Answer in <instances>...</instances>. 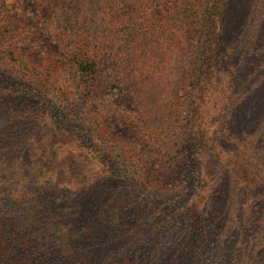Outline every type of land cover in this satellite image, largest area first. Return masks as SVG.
<instances>
[{"label":"rangeland","instance_id":"rangeland-1","mask_svg":"<svg viewBox=\"0 0 264 264\" xmlns=\"http://www.w3.org/2000/svg\"><path fill=\"white\" fill-rule=\"evenodd\" d=\"M216 3L0 0V217L11 198L34 228L9 258H41L59 215L91 226V260L50 248L47 264H264V233L228 214L202 169L203 122L219 125L202 62ZM259 17L243 32L264 38Z\"/></svg>","mask_w":264,"mask_h":264},{"label":"trees","instance_id":"trees-1","mask_svg":"<svg viewBox=\"0 0 264 264\" xmlns=\"http://www.w3.org/2000/svg\"><path fill=\"white\" fill-rule=\"evenodd\" d=\"M234 6L238 7L235 11ZM263 6L264 0H217L214 14L217 18L212 19L214 29L209 34L202 62L207 91L217 102L219 125L210 131L211 122L204 121L206 129L200 137L207 147L202 169L218 182L215 191L218 202L225 203L230 210L228 214L241 221L242 226L252 224L260 233H264V38L243 30L247 22H255L254 17L264 14ZM231 14L236 15L239 26L231 34L237 37L226 42L221 30ZM233 140L241 146L240 152L231 149ZM0 166L6 167L4 160ZM2 200L6 210L0 217V264H47L48 259H42L48 258L50 248L91 260V251L82 244L89 238L86 235L91 226L76 227V216L59 215L44 221L46 227L37 236L42 237L37 252L41 258L34 261L32 255L9 258L8 240L25 243L34 238L33 217L27 205L19 207L11 198ZM134 230L137 227L119 229L120 247L127 245L121 236Z\"/></svg>","mask_w":264,"mask_h":264}]
</instances>
